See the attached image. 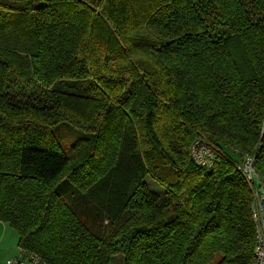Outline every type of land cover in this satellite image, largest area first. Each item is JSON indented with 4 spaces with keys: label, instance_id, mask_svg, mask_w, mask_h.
Masks as SVG:
<instances>
[{
    "label": "trees",
    "instance_id": "16d2710c",
    "mask_svg": "<svg viewBox=\"0 0 264 264\" xmlns=\"http://www.w3.org/2000/svg\"><path fill=\"white\" fill-rule=\"evenodd\" d=\"M199 139L211 168L193 159ZM242 154L264 179V0H0V222L21 250L255 264Z\"/></svg>",
    "mask_w": 264,
    "mask_h": 264
},
{
    "label": "built area",
    "instance_id": "2783aa9c",
    "mask_svg": "<svg viewBox=\"0 0 264 264\" xmlns=\"http://www.w3.org/2000/svg\"><path fill=\"white\" fill-rule=\"evenodd\" d=\"M217 149L204 139L192 146V156L200 167L211 168ZM243 155V154H242ZM243 164L238 169L251 184L254 193L253 222L256 236L255 264H264V179L255 169V156L243 155ZM3 264H48L39 255L21 250L18 256L7 259Z\"/></svg>",
    "mask_w": 264,
    "mask_h": 264
},
{
    "label": "rangeland",
    "instance_id": "374dc122",
    "mask_svg": "<svg viewBox=\"0 0 264 264\" xmlns=\"http://www.w3.org/2000/svg\"><path fill=\"white\" fill-rule=\"evenodd\" d=\"M13 73L18 77V73L15 68H13ZM91 79L87 81H65L62 84H59L58 87L64 92H70V93H78L83 94L84 90L87 89V87L90 84ZM80 117V116H79ZM56 136L59 138L66 154L72 158V161L74 163H81L82 162V156L81 154L85 152L82 147L75 148L73 145L75 142L82 138L81 134L78 133L76 130H74L71 127L62 126L59 129L55 131ZM149 188L155 192H159L160 194H164V190L159 187L153 180L147 179L146 181ZM18 241V234L12 230L10 231V237L8 239V243L11 246H14ZM2 250V249H1ZM221 255H217L215 257V260L209 264H217L221 260ZM112 264H123L122 255H117L114 257Z\"/></svg>",
    "mask_w": 264,
    "mask_h": 264
},
{
    "label": "crops",
    "instance_id": "0c3cea01",
    "mask_svg": "<svg viewBox=\"0 0 264 264\" xmlns=\"http://www.w3.org/2000/svg\"><path fill=\"white\" fill-rule=\"evenodd\" d=\"M12 230L8 224L0 222V264H3L7 259L18 256L21 251L18 247V241L14 246L8 243L10 231L12 232Z\"/></svg>",
    "mask_w": 264,
    "mask_h": 264
}]
</instances>
